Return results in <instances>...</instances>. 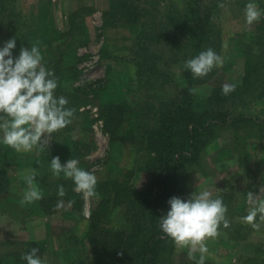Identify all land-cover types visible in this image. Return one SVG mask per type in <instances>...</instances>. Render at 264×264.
I'll use <instances>...</instances> for the list:
<instances>
[{
	"label": "rangeland",
	"instance_id": "374dc122",
	"mask_svg": "<svg viewBox=\"0 0 264 264\" xmlns=\"http://www.w3.org/2000/svg\"><path fill=\"white\" fill-rule=\"evenodd\" d=\"M122 1L18 0L14 7L5 6L4 13L0 8V13H3L0 14V37L12 34L14 26L18 28L19 41L16 43L19 48L30 49L38 42L42 63L47 69L60 58L65 63L72 54L76 55L78 59L73 64L81 69L83 84L78 86V80H75L66 86L68 89H84L85 85H91L90 89L85 88L88 105L79 110L69 133L58 138L54 146L50 142L42 153L36 149L15 152L3 144V132L0 130V171L6 173L10 181L9 195L0 200V264H26L20 257L32 248L39 249L37 255L44 260V264H106L100 250H91L85 239L90 212L100 200L112 196L110 187L117 177L129 181L137 190L149 180V174L144 170L149 162L146 136L157 128L155 123L161 114L159 107L168 104L171 97L177 102L181 98L179 93L184 88L181 71L185 57L183 53L172 50H169L172 52L170 56L167 49L159 51L153 43H149V48H145L148 49L146 55L152 61L157 57L156 65L163 75L160 84L150 80L148 85H143L137 76V49L133 47L131 32L122 27L120 20ZM226 1V7L221 8L219 15L213 18L219 29L217 34L220 35L223 65L215 67L205 84L193 86L198 89L195 95L200 103L207 98L212 87L239 82L245 68L244 40L250 41L256 51L262 52L255 44V27L259 21L251 26L245 24L243 3L246 5L248 2ZM129 2L132 15L140 14L141 9L160 12L169 2L183 10L185 3L184 0ZM141 20L139 18L138 23ZM141 23L144 29L150 25L143 20ZM143 28H138L134 34ZM262 38L264 46V36ZM19 52L12 54L13 58L18 57ZM160 57L163 61H159L158 65ZM242 99L243 103L232 101L226 106L229 116L211 121V133L203 134L206 142L197 161L179 166L177 174L180 188L189 190L191 195L207 190L212 198H224L227 209L236 215L248 214L254 206L248 193L255 195V201H264V99L253 100L246 96ZM106 104H117L125 111L118 130V137H122L124 142L119 144L111 142L104 130L100 111ZM240 115L253 121L254 126L239 131L228 124L230 117ZM90 141L95 146L92 151L87 150ZM81 143L83 146L79 147ZM76 147L77 153L74 152ZM39 154L43 155V161H51L58 156L62 164L71 158L77 159L79 167L96 175L95 191L98 195L88 200L83 198L82 212H74V203L68 207V202L61 197L65 207L51 215L42 212L39 201L21 204L27 184L15 179L21 174L18 167L27 164L30 168L24 170L36 173L31 163H45L39 161ZM51 181L58 180L37 179L35 176L34 183L43 198L53 196L51 190L47 193V183ZM172 197L177 196L168 198L165 209L170 210L168 201ZM188 198L190 196L181 199ZM123 208L122 205L110 207L111 216L104 222V230L120 227ZM236 220L250 226L242 217ZM218 233L216 238L206 241L209 254L205 264H245L247 260L264 262V224L259 230L252 228L243 232L244 238L238 240H232L222 230ZM171 246V262L195 264L188 258L189 249L177 250L173 243ZM199 255L197 250V260Z\"/></svg>",
	"mask_w": 264,
	"mask_h": 264
},
{
	"label": "trees",
	"instance_id": "16d2710c",
	"mask_svg": "<svg viewBox=\"0 0 264 264\" xmlns=\"http://www.w3.org/2000/svg\"><path fill=\"white\" fill-rule=\"evenodd\" d=\"M18 0H0L1 12H5V6L14 7ZM123 0L120 8L122 27L131 32L133 47H136L135 57L137 66V76L143 85H148L150 80L154 84H160L163 71L159 69L155 61L150 60L148 53L149 43H153L159 51L167 49V54L183 53L185 59L182 65L181 76L184 79V88L180 91L181 96L178 102L175 99L169 100L168 104L161 105L159 120L155 123L157 128L146 136V144L149 147V162L144 166V170L149 174V180L143 188L137 190L129 181L116 178L111 185V197L100 200L97 207L90 212L87 233L85 239L91 250H100L106 260V264H174L169 260L172 254V241L161 236L163 235L159 227V218L167 214L165 203L171 196L179 198L191 196L189 190L178 186V167L192 164L197 161L206 139L203 134L211 133L212 122L227 117V105L232 101L243 103L246 96L253 100L264 99V17H262L255 29L257 31L256 43L260 51H256L250 41L244 40V72L239 82L234 83V92L225 96L222 95V87H212L210 93L202 103L196 95H191L189 90L195 85H203L208 81L215 68L205 77L193 79L189 70L184 68L186 61L195 58L202 51L209 48L220 55V35L219 29L214 24V16L219 15L221 8L217 5L222 0H184V9L179 10L171 2L162 11L140 10V14H130L129 2ZM227 3L226 0H223ZM249 0H246V3ZM259 9L263 10V0H255ZM245 6V3H243ZM167 7V8H166ZM0 13V14H3ZM18 13V12H17ZM141 18L148 27L139 22ZM140 29L136 34V30ZM149 30V31H146ZM19 29L15 26L12 34L19 41ZM11 32L6 37H0V47L12 38ZM13 53H18L20 48L16 43ZM147 46V47H145ZM68 54V52H67ZM66 54V55H67ZM144 57L142 58V55ZM65 55V56H66ZM78 58L72 54L64 63L60 58L49 70L54 71L58 81L55 90L57 97L64 96L68 100L66 107L74 108L75 114L72 123L64 129L53 134L51 145L54 146L58 138L69 133L79 110L87 106V92L91 85H85L81 89H68L66 84L78 80L81 70L73 64ZM143 61H142V60ZM162 62L160 57L158 62ZM160 62L158 65H160ZM148 74V75H146ZM147 76V77H146ZM171 83V82H170ZM161 87V86H159ZM125 111L117 104H106L100 111L103 118L104 130L109 135L111 142H124L122 137H118V130L123 123ZM212 121V122H211ZM228 124L236 130L242 131L251 126L254 122L243 117H230ZM87 132H90L87 129ZM153 136V137H152ZM122 138V139H121ZM89 142L88 151H92L95 146ZM83 146V143L79 147ZM77 147L75 153L78 152ZM53 192L52 197H45L39 200V205L43 213L51 215L56 212L55 205L60 197L57 196V188L63 185L66 195L63 200L74 201L73 211L82 212L83 198L81 194L72 191L73 182L51 181L47 183ZM10 181L8 175L0 171V200L9 195ZM178 188V190L176 189ZM223 203L226 199L222 198ZM77 205V206H76ZM123 206L122 224L118 229L104 230V222L109 220L110 207ZM247 214L236 215L231 209L226 213L229 227L223 225L218 230H222L232 240L244 238L243 232L250 231L252 227L238 222L236 219L245 217ZM171 251H170V250ZM186 264V263H185ZM245 264H264L263 261L256 262L247 260Z\"/></svg>",
	"mask_w": 264,
	"mask_h": 264
},
{
	"label": "clouds",
	"instance_id": "9594fccd",
	"mask_svg": "<svg viewBox=\"0 0 264 264\" xmlns=\"http://www.w3.org/2000/svg\"><path fill=\"white\" fill-rule=\"evenodd\" d=\"M219 8L226 7L220 2ZM264 17V10L259 9L255 0H249L244 8L245 24L251 26ZM16 38H11L0 47V130L3 132L2 142L17 153L37 152L48 148L53 134L72 123L74 108L66 107L68 100L64 96L57 97L55 90L58 81L54 71L47 69L42 61L39 44L21 47L18 57L13 58ZM223 65V58L209 48L185 62L184 68L189 70L193 79L207 76L215 67ZM236 89L235 84L225 83L222 95H229ZM198 89L189 90L191 95ZM54 176L63 173L65 178L73 181V192L81 194L88 200L98 193L95 191L97 177L91 171L79 167L77 159H69L62 164L60 158L54 157L50 163ZM27 190L24 192L21 204H31L43 199L42 193L34 183L35 172L24 177ZM66 190L63 185L57 188V196L64 197ZM255 195L248 193V198L254 203L248 214L243 217L253 229L259 230L264 224V201H255ZM74 201H68L71 207ZM168 204L170 210L159 218L161 238L172 241L177 250L189 249L188 258L195 264H205L209 254L206 241L218 236L221 225L229 227L226 219L228 211L222 198H212L207 190L196 191L187 200L172 197ZM65 207V202L59 199L55 209ZM199 251V259L195 252ZM38 248L23 254L20 259L26 264H44L39 258Z\"/></svg>",
	"mask_w": 264,
	"mask_h": 264
},
{
	"label": "crops",
	"instance_id": "0c3cea01",
	"mask_svg": "<svg viewBox=\"0 0 264 264\" xmlns=\"http://www.w3.org/2000/svg\"><path fill=\"white\" fill-rule=\"evenodd\" d=\"M37 158L39 159V161L45 162L44 164H42V163L39 164L37 161H36V163H31V166H33V168L35 169L36 173L41 172V171L44 172L43 174H36L35 173L36 174L35 176L37 177V179L50 178V179H55V180L72 181V180H70L68 178H65L63 173H61L60 176H54L52 171H51V166H50L51 161H43V155L42 154H39V156H37ZM20 165L21 166H20V168L18 167V169L21 170V174L18 175L19 177H16L15 179H17L18 182L21 183V184H26L24 177L26 175L31 174V172L27 173V171L24 170V169H29L30 166L27 165V164H20ZM39 165H43L44 167L39 166ZM26 190H27V187H26Z\"/></svg>",
	"mask_w": 264,
	"mask_h": 264
},
{
	"label": "built area",
	"instance_id": "2783aa9c",
	"mask_svg": "<svg viewBox=\"0 0 264 264\" xmlns=\"http://www.w3.org/2000/svg\"><path fill=\"white\" fill-rule=\"evenodd\" d=\"M80 70H81V69H80ZM81 76H82V73H81V75H80V78L78 79V82L76 83V85H78V86L81 85V84H83V82H81V81H82V80H81V78H82ZM79 82H80V83H79Z\"/></svg>",
	"mask_w": 264,
	"mask_h": 264
}]
</instances>
